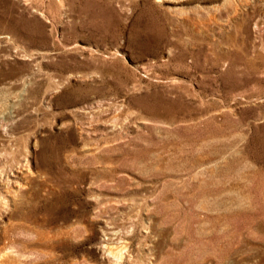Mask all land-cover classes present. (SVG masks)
I'll use <instances>...</instances> for the list:
<instances>
[{"label":"rangeland","instance_id":"obj_1","mask_svg":"<svg viewBox=\"0 0 264 264\" xmlns=\"http://www.w3.org/2000/svg\"><path fill=\"white\" fill-rule=\"evenodd\" d=\"M0 122V264H264V0H0Z\"/></svg>","mask_w":264,"mask_h":264},{"label":"bare ground","instance_id":"obj_2","mask_svg":"<svg viewBox=\"0 0 264 264\" xmlns=\"http://www.w3.org/2000/svg\"><path fill=\"white\" fill-rule=\"evenodd\" d=\"M1 130H2V124L0 122V132H1ZM6 137L5 138H1L0 137V155L3 154V152H5V151H12V150H14V149H12V146L13 145H15V147H14L15 148V151H14L15 155H13L12 158H11V160L8 161L7 163L5 162L3 164H0V203L1 202H4V201H6L7 203H9L8 204L9 208H7V210H8L7 212L8 213H12L13 210H16L15 209L16 206H18V204L17 205L14 204V202L17 200V199L15 200V198L18 197L19 195H22L21 194V192H22L21 189H22L23 183L25 182L24 181L23 173H25L26 168H25L24 150H22L20 147L16 146V144H13L14 143V138H13L12 135H7ZM23 187H27V186L25 185ZM6 198H8V199H6ZM8 200H9V202H8ZM20 201H23V197H22V199ZM20 206H21V204H20ZM1 213H3V212H1ZM9 218H11V217H9ZM6 223H7V221H6ZM5 226H7V225L5 224ZM5 226L3 225V228ZM7 227H9V225ZM10 228H12V227H10ZM5 231H2V232H5ZM120 250H122V249H120ZM109 253H114V254L117 253L118 255H121V253L119 252V250L115 251L113 249H110L109 250Z\"/></svg>","mask_w":264,"mask_h":264}]
</instances>
